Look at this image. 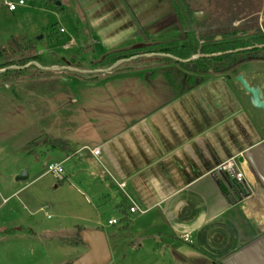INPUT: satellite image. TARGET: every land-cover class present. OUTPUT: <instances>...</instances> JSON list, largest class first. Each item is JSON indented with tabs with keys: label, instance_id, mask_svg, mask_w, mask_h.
Wrapping results in <instances>:
<instances>
[{
	"label": "crops",
	"instance_id": "crops-1",
	"mask_svg": "<svg viewBox=\"0 0 264 264\" xmlns=\"http://www.w3.org/2000/svg\"><path fill=\"white\" fill-rule=\"evenodd\" d=\"M172 15L169 4L155 6L142 18L135 15L145 33L139 43H163L151 41L154 33L149 31ZM153 66L134 68L129 75L139 79L153 71L154 80L161 73L165 82L159 86L149 79L150 85L106 88L115 101L112 107L107 96L99 98L97 136L83 142L53 138L69 144L72 153L48 149L40 154L51 157L50 164L62 163L64 182L86 192V203L96 213L88 230L104 232L102 213L109 215V227L120 224L110 237L106 234L114 250L125 233L136 238L144 220L148 227L136 243L142 248L141 239H149L162 245L170 264H264L263 114L235 80L209 75L198 85L186 86L185 76L173 86L167 71ZM89 149L100 153L95 156ZM231 159L245 174L251 192L246 198H235L218 172ZM133 207L140 212L131 213ZM112 220L118 223L110 225Z\"/></svg>",
	"mask_w": 264,
	"mask_h": 264
},
{
	"label": "rangeland",
	"instance_id": "rangeland-1",
	"mask_svg": "<svg viewBox=\"0 0 264 264\" xmlns=\"http://www.w3.org/2000/svg\"><path fill=\"white\" fill-rule=\"evenodd\" d=\"M6 1L0 0V49L4 50L0 67L23 58L31 63L12 66L6 75H0V264H74L89 250L84 242L74 245L78 227L93 228L90 221L96 213L87 205L86 192L80 186L60 184L54 176L44 175L51 162V157L40 154L49 151L44 142L53 138L83 142L97 136L99 98L107 96L112 107L115 101L106 88L150 85L153 71L139 79L129 75L141 62L123 59L107 69L99 64L104 57L101 53L103 48L110 53L119 47L127 50L142 45L139 42L145 33L135 15L142 18L157 5L167 8L171 4L169 0L167 4L159 0H56L46 5L25 0V6L11 12ZM190 1L201 27L213 33L227 30L234 6L243 7L254 20L264 9V0ZM157 11L151 13L153 18ZM150 33H154L153 42H173L181 39L185 30L173 12ZM13 40L23 48L32 47L22 52ZM194 60L197 71L205 67L199 58ZM69 64L72 70L68 71ZM162 69L176 73L173 80L185 76L191 82L201 79L189 68L172 65ZM162 80L158 73L153 85L163 84ZM123 97L129 102L131 95ZM21 169L30 176L24 182L17 181ZM102 214L101 229L110 237L120 224L109 227V215ZM138 225L137 237L125 233L118 249L114 250L109 238L113 253L109 264H170L162 245L141 239L139 248L136 241L148 224L143 220Z\"/></svg>",
	"mask_w": 264,
	"mask_h": 264
},
{
	"label": "trees",
	"instance_id": "trees-1",
	"mask_svg": "<svg viewBox=\"0 0 264 264\" xmlns=\"http://www.w3.org/2000/svg\"><path fill=\"white\" fill-rule=\"evenodd\" d=\"M31 1L35 3L53 5L56 0ZM169 1L177 22L185 30V34L181 39L173 42L147 44L141 49L132 48L111 52L105 55L99 64L106 66L108 69L123 59H133L136 62H141V66L138 68L149 67L152 65H157L163 68L177 65L184 68V62H188L193 58H199V61L202 62L205 67L199 69L195 75H200L201 79L195 81L192 80L191 82V79L188 80L187 77L186 85H198L209 75L224 76L229 79V73L245 61L241 52H230L241 50L244 47L254 46L255 44L251 41L249 44H245L242 41H233L231 40V35L227 32V30L213 33L202 28L199 22L200 20L195 16L197 11L192 8L190 0ZM219 36H221V40H217ZM55 37L56 36H53V38ZM60 41L61 40H58L56 42ZM262 41L260 43H262ZM13 43L22 52L26 51L28 48H23L16 40H13ZM25 45L27 46V43ZM3 55L4 50L0 49V59L3 58ZM194 61L195 60L191 63H194ZM30 63L31 61L27 58L16 60L11 64L6 65L4 68L0 67V70L4 71L3 73H0V75H6L9 72L8 69L12 66L26 67ZM174 75H176V73L170 70L166 72V76L173 86H176L178 83L182 84L184 77H180L179 80H173L172 77ZM5 83L7 82L5 81ZM32 145L37 144L33 143ZM47 146L51 151H58L66 155H70L72 153L71 146L60 139L49 140ZM63 183L64 181H60V184ZM83 231H85L84 228H79L78 238L75 240L74 244L76 247L83 244V241L80 238V233Z\"/></svg>",
	"mask_w": 264,
	"mask_h": 264
},
{
	"label": "flooded vegetation",
	"instance_id": "flooded-vegetation-1",
	"mask_svg": "<svg viewBox=\"0 0 264 264\" xmlns=\"http://www.w3.org/2000/svg\"><path fill=\"white\" fill-rule=\"evenodd\" d=\"M230 13L228 16L232 21L229 22L227 32L231 35V40L242 41L245 44H249L251 41L255 45L230 52H241L245 61L229 73V80H235L237 82V78L243 76L249 86L259 89L261 95L264 97V9L258 14L259 18L257 20L247 15V11L243 7L237 9L234 6ZM261 41L262 43H260ZM257 67V70H252V68ZM184 69H188L186 64ZM188 70L192 72L191 67ZM244 92L249 96L251 105L253 106L251 96L245 90ZM258 111L264 117V112L261 110Z\"/></svg>",
	"mask_w": 264,
	"mask_h": 264
},
{
	"label": "water",
	"instance_id": "water-1",
	"mask_svg": "<svg viewBox=\"0 0 264 264\" xmlns=\"http://www.w3.org/2000/svg\"><path fill=\"white\" fill-rule=\"evenodd\" d=\"M221 39V38H220ZM144 45H140L135 49H141ZM184 62L186 67H191L192 72H197V65H193L191 62L194 60ZM4 71L0 70V73ZM237 83L251 96V101L253 107L257 110L264 112V97L261 95L259 89L250 87L245 81L243 76L237 78ZM29 178L26 171H22L18 177L17 181L24 182ZM83 242L88 246L89 250L81 258H79L74 264H109L112 260V253L108 241V237L103 231H90L85 230L81 233Z\"/></svg>",
	"mask_w": 264,
	"mask_h": 264
},
{
	"label": "built area",
	"instance_id": "built-area-1",
	"mask_svg": "<svg viewBox=\"0 0 264 264\" xmlns=\"http://www.w3.org/2000/svg\"><path fill=\"white\" fill-rule=\"evenodd\" d=\"M25 0H19L18 3L13 2L12 0L6 1V6L9 11L15 12L18 7L25 6ZM90 150V149H89ZM91 153L95 156H98L100 151L98 149L90 150ZM218 172L223 174L226 179L227 187L230 193L235 196L237 199H243L250 195V188L247 184L246 177L244 172L238 167L236 159H231L224 164H222ZM47 174L54 176L59 182L65 180V170L62 163H53L48 166ZM131 213H139L137 207L131 208ZM117 220H112L109 222L110 225L117 224ZM184 240L189 242V238L185 237Z\"/></svg>",
	"mask_w": 264,
	"mask_h": 264
}]
</instances>
